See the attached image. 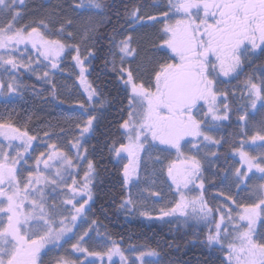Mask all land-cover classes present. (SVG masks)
Wrapping results in <instances>:
<instances>
[{"label": "snow or ice", "instance_id": "6c2138e0", "mask_svg": "<svg viewBox=\"0 0 264 264\" xmlns=\"http://www.w3.org/2000/svg\"><path fill=\"white\" fill-rule=\"evenodd\" d=\"M23 3L24 0H0V15L10 17L0 26V49L10 50L7 56L0 55V68L4 72H18L23 68L35 74L31 57L25 63L12 54L19 45H25V50L31 45L36 54L37 66L46 61L48 64L44 66L50 65L51 69L58 67V61L66 49L79 52L78 44L50 39L48 33L41 31V27L47 28L43 20L30 29L15 27L20 17L18 8ZM168 6L169 11L162 13L165 18L169 17V12L178 15L174 21L166 19L162 28L166 37L162 39V44L168 56L155 64L147 82L139 79L138 69L124 66L128 57L134 60L136 56L132 36H125L114 45L119 53L120 65L116 67L114 63L113 71L128 91L127 119L120 124L123 129L121 135L127 142H120L118 146L114 142L109 150L121 159H124L122 153L127 154L128 163L124 164L123 169L125 184L136 173L142 152L159 146H163L160 147L161 152L175 150L183 158L179 163L173 161L167 165L166 177L170 182L169 189L175 188L178 199L172 202L171 207L160 209L161 217L178 213L185 217V222L195 220L214 224V230L209 231L206 241L209 247L219 245L223 253L222 264H264V233L254 229L257 218L264 214V153L252 156L243 150V145L232 148L239 155L241 164L233 172L234 183L239 191H248L251 203H239L228 196L226 199L232 201L235 209L226 204L213 207L205 200L202 191L189 196L196 188H204V160L209 156L219 159L215 151L206 152L201 158L200 145L204 148L209 145L223 146L221 140L210 133L221 122L229 120L233 111L228 102L229 92L218 87L223 83L221 78L238 75L244 60L249 54L255 55V50L259 49L264 54V0H168ZM103 7L102 0H80L76 5V8L100 10ZM138 13L139 9H136L131 15L136 20H142L143 17ZM148 19L154 21L156 18L149 16ZM71 23V20L67 21L68 25ZM64 31V25H61L58 34ZM68 38H72L71 32ZM87 38L85 35L84 39ZM72 59L81 65L83 83V61L78 54ZM48 77L49 72L45 71L38 78L52 84L55 89V84ZM5 87L8 92H16L21 83L12 75L7 83L0 81V89ZM244 93L247 94V103L236 108L237 112L243 111L238 116V120L244 122L242 131L248 126V113L244 109L248 104L255 109L257 100L264 101V77L258 83L255 77L245 80L242 100L245 99ZM3 94L0 92V95ZM96 95L97 92L89 86L88 100L91 101ZM232 95L235 96V93ZM261 107H264V103ZM80 108L87 114L86 122L76 125L83 136L91 131L96 116L85 108V104L81 103ZM44 135L49 136V133L45 132ZM0 136L7 141L6 145L0 142V264H44L42 254L46 246L60 245L61 241L72 237H76V242L71 244L74 252H86L97 257L107 255L109 260L114 255L120 256L122 261L126 259L114 241L106 253L88 252L83 243L85 237L89 236L91 225L82 235L74 231L81 226L77 224L78 220H86L85 205L92 199L89 186L93 179L94 164L91 160H88L87 171L84 172V183L78 184V173L73 171L77 166L74 158L58 149L56 144H46L50 151L47 154L41 152L35 157L34 168H25L31 158L25 157V153H28L36 137L9 123H0ZM249 139L253 144L262 142L261 147H264V120L259 122ZM14 141L21 143L14 145ZM187 144L192 145L190 151L195 154H184L182 150ZM71 147L76 149V161L87 159L80 155L83 145L79 140L72 143ZM156 159L163 163L159 157ZM253 169L260 173V182L250 185L252 177L249 173ZM25 171L27 176L23 175ZM164 172L165 169L161 168L160 174ZM60 193L65 198L57 203ZM78 195L87 196V199L81 202L77 199ZM152 195L159 196V193L154 192ZM126 203L132 204L133 201L129 199ZM141 215L147 216L149 213L143 212ZM95 223L93 220L92 224ZM146 255L158 254L155 250L140 252L138 259L141 264H152L143 259ZM56 264L83 262L61 257Z\"/></svg>", "mask_w": 264, "mask_h": 264}, {"label": "trees", "instance_id": "16d2710c", "mask_svg": "<svg viewBox=\"0 0 264 264\" xmlns=\"http://www.w3.org/2000/svg\"><path fill=\"white\" fill-rule=\"evenodd\" d=\"M162 1L102 0L104 7L100 10L76 8L80 0H27L19 8L20 17L15 27L30 29L38 26L39 21L43 20L47 28L41 27V31L48 33L50 39H61L68 44H78V53L75 49L67 51L64 67L72 65V57L77 53L83 59V65L89 68L88 79L97 92V100L106 102L105 107L89 110L96 119L93 132L85 142L87 158L94 164V177L91 183L92 200L86 211V220L89 219L90 223L96 221L89 230L93 236L101 237L110 244L114 241L123 250L139 248L155 250L166 264H222V251L218 247L208 246L205 231H198L195 227H178L172 221L160 223L143 218L134 219L123 213L122 205L129 196L123 175L124 164L128 163V160L126 157L124 159L116 157L109 149L114 142L117 146L120 142H127L121 135L123 129L120 128V124L127 119L128 91L113 71L114 63L116 67L120 65L114 45L125 36L131 35L136 42V53L143 62L154 58L156 60L157 53L163 55L162 59H164L165 53L156 51L158 42V32L154 33L156 28L151 30L147 28L145 29L147 34L138 37L139 34L136 35L133 30L135 23L131 20V13L134 10L147 9ZM8 19L10 17L2 18L1 20L4 21L0 26ZM68 20L72 21L71 25L67 24ZM61 25H64L65 31L63 34H58ZM69 32L72 33L71 39L68 38ZM85 35L87 39H84ZM150 37H154V40ZM167 56L168 54L166 58ZM154 62L150 64L148 71L155 66ZM12 75L20 79L25 93L19 100L13 94L6 96L9 92L5 87L6 98L0 99V123L21 127L22 118L25 120L30 116L34 117L35 122L40 120L43 123L52 112H55L54 107L56 108L57 104L59 108L73 111L70 107L59 105L57 95L61 81H64L65 85L68 83L73 86L75 78L62 71L52 80L55 84L53 89L52 84L40 81L23 68L18 72L8 73L0 68V81L7 83ZM249 77H255L257 83L261 77H264V54H261L259 49L255 50V55L249 54L244 60L238 75L222 77L223 83L218 85L222 91L229 92L228 102L233 111L229 120L221 122L215 128L219 132V140L223 146L217 147L216 150L219 159H215L214 163L203 172L204 194L213 207L219 205L214 199V193L222 190L235 167L236 155L232 148L243 145L244 149L248 144L244 142L250 140L249 137L256 131H253L255 120H252V124H248L242 131L244 122L239 121L238 116L243 114V111H236L241 104L247 103V94L244 93V100L241 99V94L244 92V82ZM145 78L147 81L150 79V77ZM232 93H235V96ZM262 103L264 101L258 103L255 109L248 104L244 109L248 113L247 118L252 116L253 111L262 118L264 116ZM27 104H33V112L31 107L26 108ZM45 104L49 113L40 118V107ZM258 126L259 124L256 125ZM37 127L40 125H36ZM86 229L89 227L85 225L82 230ZM92 244L94 245V242Z\"/></svg>", "mask_w": 264, "mask_h": 264}, {"label": "rangeland", "instance_id": "374dc122", "mask_svg": "<svg viewBox=\"0 0 264 264\" xmlns=\"http://www.w3.org/2000/svg\"><path fill=\"white\" fill-rule=\"evenodd\" d=\"M25 2V0H24ZM165 11H169L168 6V0H163L162 2L147 8L140 10L138 15L142 16V20H136L134 17H132V22L135 23V27L133 30L137 33L138 37L143 36L146 33L147 28L155 29L154 33L158 32L157 38V47L156 51H160L162 53H165L164 59L166 58V54H168L164 50V46L162 44V39L166 38L164 37V34L162 32V28L164 26V23L166 22V19L174 21L176 18H178V15H174L173 12H169V17L165 18L162 13ZM149 16H154L156 19L149 20ZM3 17H0V25L1 22L4 20H1ZM149 24V25H148ZM145 32V33H143ZM150 39L154 40V37H150ZM132 47L137 50L136 42L133 40ZM10 50L8 49H0V55H8V52ZM68 49L65 50L64 56L58 61V67L56 69H51L50 65L49 67H45L44 64H48V62H44V64H40L37 66L35 63L36 60V54L35 51L31 48V45L27 46V50H25V45H19L18 50L13 52L12 54L19 60L23 59L25 63H27V60L29 57L32 58L33 64L31 65L33 68L36 69L35 74L30 72L33 76L36 78L42 77L43 73L45 71L49 72V77L51 81L56 78L57 74H61L63 71L64 73L68 74V76L75 78L74 79V85L70 86L68 83L64 81H61V87L59 88V93L57 95L58 103L61 106H67L73 109V111H69L67 109L59 108L58 104L56 105L55 112H52L51 115L48 117L47 121H44L43 123L40 122V120L35 122L34 117L30 116L28 119H23L20 122L22 125L21 127L12 125V127L19 128L21 131H27L30 136H35L36 139H34L31 142V147L29 148L28 153H25V157H31L28 160V165H25L24 167L27 168L28 166L35 167L34 165V159L36 156H38L41 152H44L45 154L50 151L46 147V144H56L58 149L61 151H64L71 155L74 158V163L77 165L73 171L75 173H78L76 176V179L78 181V184L84 183V172L87 171V159H81L79 161L75 160L76 155V149L71 147L72 143H76L77 140L83 145V147L80 149V155L81 157L86 156L87 157V151L85 152V142L86 139L89 137V135L92 134L93 128L95 125V120L93 121V126L90 132L84 133L83 136L80 135L81 129H77L76 125L77 123H81L83 125L84 122L87 120V114L85 113L84 109L80 108V104H85V108L89 111L90 109H94L96 107H105L106 102L97 100V96H94L91 101L88 100V90L89 86L91 89H93L92 85L89 82L88 79V71L84 65L85 72L83 75V83L81 81L80 77V68L81 65H78L75 60H71L72 65L65 66V56ZM156 54V53H155ZM77 55L75 53L73 56ZM117 57L119 59V53L117 50ZM163 55H159L157 53L156 60L155 58L153 60H149L146 62H143L139 58V56L136 53L135 59L133 60L131 57L127 58V62L125 63V67L131 66L133 69H138V77L140 80L147 81L145 77L151 78L152 70L148 71L147 69L150 68V64L157 63L159 60H161ZM81 58V57H80ZM42 59V58H40ZM83 61V59L81 58ZM120 61V60H119ZM64 75V74H63ZM149 75V76H148ZM16 76V75H15ZM17 80L21 83L20 79L16 76ZM40 81L45 82L44 79L38 78ZM47 83V82H45ZM68 85V86H67ZM0 92L5 93V88L0 89ZM8 92V91H7ZM25 89L23 85L21 84V87L16 92H9L6 96L9 94L16 95V98H19V100L24 96ZM6 94V93H5ZM6 96L0 95V99L6 98ZM33 99V98H31ZM261 100H257L258 103H261ZM31 107L32 112L34 111L33 104H27L26 108L28 109ZM49 110L46 109V104L44 106L40 107V118L44 115H48ZM259 113V112H258ZM248 124H252V120H255L256 124L253 127V131L257 129L256 125L259 124L260 121L264 120V116L260 114L252 112V116H249L248 118ZM35 122V123H34ZM40 123V124H38ZM36 125H40V127L36 128ZM48 132L49 136H45L44 133ZM213 137L219 140V132L215 129L210 133ZM0 142L7 144V141L4 140L2 136H0ZM71 142V143H70ZM20 141H14L13 144H20ZM247 144V146L243 149L244 151H247L252 156H259L262 153H264V147H261L260 141H256L254 144L251 140H247L244 142ZM148 146L146 145V148ZM160 147L155 148H149L147 152L141 153V161L139 164L138 169L136 170V173L132 175L131 179L127 183L128 187V198L124 202L123 205V213L127 217L131 218H143L149 221H158V222H166V221H172L175 222L176 226L188 228V227H195L198 231H205L206 235H208L210 230H214L215 225L214 224H207L204 222H196L195 220H188L185 222V217L180 216L178 213L174 214L172 216H164L161 217L160 209L162 208H169L172 206V202H174L176 199H178V196L175 195V188L169 189L168 184L170 183L167 181L166 177V167L170 162H177L183 158L180 155H178L175 150H171L170 152H161ZM201 152L199 153V156L201 158L204 157L206 152H211L217 150V147L209 145L208 148H204L203 145H200ZM192 148L191 144H187L183 148V152L185 155H192L195 154L193 151H190ZM13 155H15V152L13 151ZM123 157L127 158L126 153L121 154ZM236 155V161H235V167L230 173V176H228V179L226 180L225 186L222 188L221 191L214 193L215 201H218L219 204H226L227 207H232L235 209V205L232 204L231 200H227L226 198L228 196L233 197L237 202L239 203H251L252 200L248 198V191H239L234 183V177L233 172L237 167H240V157L237 153ZM118 157V156H116ZM157 157L160 158V160L163 161V163L157 162ZM215 161V158L209 156L207 159L204 160V170L203 172L210 167ZM23 163V161L21 162ZM237 166V167H236ZM19 167V165H18ZM43 167V165H41ZM164 168L165 172L164 174H160V169ZM246 168V166H245ZM255 173V175H253ZM24 176H27V172L25 171L23 173ZM249 175L252 177L251 181L249 182L250 185H255L259 183V176L260 173L255 172V169ZM92 177H94V171L92 172ZM205 179V176H203ZM93 180V179H92ZM68 183H71V180L68 181ZM91 189V184H90ZM191 187V186H190ZM241 188H244V185L240 186ZM203 192V196L205 200L208 202L206 195L204 194V188L201 190L199 188H196L193 192L189 193V196L198 195L200 192ZM159 193V196H154L152 193ZM92 193V189H91ZM56 195V194H53ZM65 196L63 193H60L57 195V203L60 202V200L64 199ZM77 199L81 200L83 202V199H87V196H77ZM131 199L133 201L132 204H127L126 202ZM92 200V199H91ZM91 200L88 201V204L85 205V208L88 209L90 206ZM210 205V204H209ZM211 206V205H210ZM70 207V206H69ZM189 211H191L189 209ZM147 212L149 215H141V213ZM86 215V214H85ZM87 218V215H86ZM216 219H219V215H216ZM89 219L81 221L78 220L77 224L81 225L78 228H75L74 231L78 235L83 234L82 228L86 225L89 227L92 223ZM254 229L257 232L264 233V214H262L260 217L257 218V221L254 225ZM91 230V229H90ZM70 237L72 236L71 233L68 234ZM76 242V237H72L70 240L61 241L60 245H48L46 246L44 252L45 254L42 255V259L44 261V264H56V261L60 259L61 257L69 258L76 260L78 262L82 261L83 264H141L140 259H138V255L140 252H150L152 250L145 249V248H139V249H128L123 250L121 247V250L124 253V256L126 257L125 260H121L120 256L114 255L112 256L111 260H109L108 256L105 255L103 257H97V256H90L86 252H74L71 249V244ZM94 242V245L92 244ZM62 245V246H61ZM112 244L108 243L106 240L102 239L101 237H95L93 234L89 231V236L85 237V242L83 243V247L88 249V252H104L106 253L108 248L111 247ZM214 247H219V245H215ZM145 261H151L152 264H166L159 255L156 256H145L143 258Z\"/></svg>", "mask_w": 264, "mask_h": 264}, {"label": "flooded vegetation", "instance_id": "af4514ba", "mask_svg": "<svg viewBox=\"0 0 264 264\" xmlns=\"http://www.w3.org/2000/svg\"><path fill=\"white\" fill-rule=\"evenodd\" d=\"M0 17L6 18V17H5V16H3V15H0Z\"/></svg>", "mask_w": 264, "mask_h": 264}]
</instances>
